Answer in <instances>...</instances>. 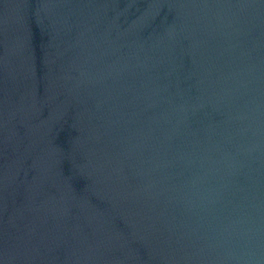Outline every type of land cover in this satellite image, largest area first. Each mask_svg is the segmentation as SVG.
<instances>
[{
  "label": "water",
  "instance_id": "1",
  "mask_svg": "<svg viewBox=\"0 0 264 264\" xmlns=\"http://www.w3.org/2000/svg\"><path fill=\"white\" fill-rule=\"evenodd\" d=\"M0 264H264V0H0Z\"/></svg>",
  "mask_w": 264,
  "mask_h": 264
}]
</instances>
